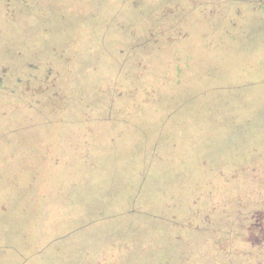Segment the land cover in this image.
<instances>
[{
  "label": "rangeland",
  "instance_id": "1",
  "mask_svg": "<svg viewBox=\"0 0 264 264\" xmlns=\"http://www.w3.org/2000/svg\"><path fill=\"white\" fill-rule=\"evenodd\" d=\"M220 2L0 0V264H163L156 224L215 240L211 217L264 210V0ZM162 33L197 40L173 56ZM156 35L165 51L134 44ZM218 97L246 119L214 114Z\"/></svg>",
  "mask_w": 264,
  "mask_h": 264
},
{
  "label": "trees",
  "instance_id": "2",
  "mask_svg": "<svg viewBox=\"0 0 264 264\" xmlns=\"http://www.w3.org/2000/svg\"><path fill=\"white\" fill-rule=\"evenodd\" d=\"M219 1H221L220 3L222 4V1L223 0H219ZM224 1H225L224 2L225 5L228 7V9L231 12H233L234 9H233V6L231 5V2H234V1H237V0H224ZM240 1L245 2L244 4H242V6L245 5L247 8L251 9V7L246 4L247 1L249 2V0H240ZM191 9L192 10L190 12H192L193 10H195V8H193V7H191ZM238 11L239 12H242V10L240 11V9H238L234 13H231V14H234L233 16H236L237 17ZM182 14L183 13L180 12L178 15H182ZM243 16H244V14H241V18H243ZM226 30H228V29L226 28ZM162 34H163L162 36L165 39H167V41L170 44L171 43H174V42H177V44H178L177 45V48H176L177 51H176V54H174L173 56H180V52H181V49L180 48L182 47V44L190 45V44H192V42H195L197 40L196 38L195 39L192 38V35H188V34H186L184 37L183 36H178V38L171 37V36L167 38L165 36V33H162ZM162 36L159 37V36L156 35L154 42L152 40H145L144 41L141 38V39L135 40L134 44L141 42L139 45H137V46H139L138 48H140V46L142 47L144 45H147L146 43H153L152 44L153 46L154 45L155 46L157 45V47L155 49H157L158 52H162V51H165V48L168 47V46L167 47L165 46V43H164V40H163L164 38ZM231 37H233V36H231ZM160 40H162L163 42H160ZM179 41H180V43H179ZM182 41H186V42L189 41L190 43H186V42L181 43ZM167 59H168V61H165L164 60L163 63L160 65V70H161L162 65H165L166 63H168L172 59H175V57L170 58V59L168 57ZM187 59H188L187 57L184 58L182 64H175L174 65V67L176 69H174L171 72L172 74L170 75L169 78L168 77L166 78V76H164V75L161 76L162 78L165 79V81L166 80L169 81V85L171 84V81L170 80H173L172 81L173 84L170 85L171 91H173V89L175 87L179 89V92L182 89L180 86H182V87L184 86V88H185V83L186 82L184 80H181L180 79L182 76L178 75V73L179 72L184 73V71H185V74H186V72L188 71L187 66H186V63H185ZM176 82H180V83H176ZM226 100H228V99L227 98L225 99V98H222V97H220V98L218 97V101L221 104L219 106H217V111L214 112V114L221 115L224 118H227L226 120H229L231 118V119H233L234 122H237V121L234 120V117H237L236 114H235L236 113L235 106L233 105L232 102L231 103L230 102L228 103V101H226ZM246 117L247 116H241L240 118L237 117V119L239 121H242V120L246 119ZM247 121H248V124H245V123L240 124L239 123L237 126L234 125L233 128L231 129L232 130V134H228V136L226 138L227 140L226 139L225 140L226 141H230V139H228V138H231V135H234L236 137L238 136L240 138V139L237 140V139H235L233 137L236 141H243L244 142L245 140H247L246 139V136L248 135V132H249L248 131V128H251V127H249L251 125L250 117L247 119ZM240 127H244V128L242 130H239ZM207 148L208 149H212L214 147H207ZM218 154H219V151H218V153H216V156ZM190 162H192V160ZM190 162H188V161L186 162L183 159L181 160V164H183V165H186V164H188ZM5 173L0 174V175L2 177H5L6 176ZM8 178H9V176H8ZM9 180H10V178L8 179V181ZM213 208H216V207H213ZM262 208L263 207L255 206L253 210L252 209H249L247 215H244V214L240 213L239 215H241L242 217L241 216L240 217H237L239 219L238 221H234V222L232 221V222L227 223L228 224V227L227 226H225V227L221 226V227L217 228L215 226V224L218 223V219L211 217V220H209V223H210L211 227L215 228L214 229V231H215L214 234L218 235L216 237V239H215V245H216L217 249L221 253H223L225 255L226 254L230 255L231 253H236L237 258H241L242 256H246V258L248 260H251V264H264V210ZM215 215L218 216L217 214H215ZM207 216L210 217L212 215L209 212V214H207ZM228 216L231 217L232 215L229 214ZM108 217H111V216H108ZM111 218H114V217H111ZM83 223L84 222H82L80 224H77V225L80 226ZM75 227H76V225L73 228H75ZM191 228L193 230H197L198 229L195 226H193ZM86 229H89V228H85L83 230H86ZM83 230H81V231H83ZM234 233L236 234V238L233 237V236H235ZM221 235L222 236L227 235L228 242L226 241V243H225L224 237H222ZM47 247H49V246L48 245H45L44 251L47 249ZM42 249L40 251H42ZM44 251H42V252H44ZM51 262H56V261L55 260H50V262L48 264H54V263H51ZM164 263L165 264H168L167 261H164ZM240 263L241 264H244L243 259L240 260ZM58 264H61V262L59 261Z\"/></svg>",
  "mask_w": 264,
  "mask_h": 264
},
{
  "label": "crops",
  "instance_id": "3",
  "mask_svg": "<svg viewBox=\"0 0 264 264\" xmlns=\"http://www.w3.org/2000/svg\"><path fill=\"white\" fill-rule=\"evenodd\" d=\"M134 219V218H131ZM137 220V224L132 221L126 223H133L135 225H142L143 232L140 230V227L137 226L139 233H141L142 237H146L151 233L149 226H147L146 222L141 221L139 218H135ZM175 221H178V218L170 217L169 220L163 223L156 224V228L159 231L163 232V235L167 233L169 237H174L173 239L163 240V238L159 241L161 247H158L157 251L154 250V255L158 254V256L162 255L164 261H167L168 264H227V260L223 256V254L217 249L215 245V240L210 236L211 233L204 229L198 228L197 230H193L191 227L186 226L181 227L174 224ZM174 225V226H172ZM160 227V229H159ZM144 234V235H143ZM178 238V239H175ZM206 239V243L204 240ZM172 241V242H171ZM163 243V244H162ZM166 252L164 254L163 252ZM104 252V250H103ZM133 254L132 252L127 253L128 259L129 256ZM98 261L100 264L104 263L106 254L101 256ZM163 261V264H165Z\"/></svg>",
  "mask_w": 264,
  "mask_h": 264
},
{
  "label": "flooded vegetation",
  "instance_id": "4",
  "mask_svg": "<svg viewBox=\"0 0 264 264\" xmlns=\"http://www.w3.org/2000/svg\"><path fill=\"white\" fill-rule=\"evenodd\" d=\"M251 1V2H250ZM255 1L256 0H249V3H251V9L253 10V11H255L254 9H255ZM260 1H262V0H260ZM261 4H263V5H261ZM260 5L262 6V9H264V3H261Z\"/></svg>",
  "mask_w": 264,
  "mask_h": 264
}]
</instances>
